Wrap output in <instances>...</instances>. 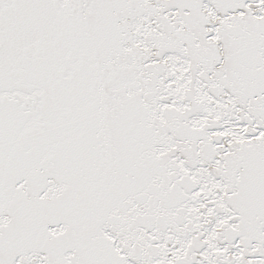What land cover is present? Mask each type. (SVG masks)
I'll use <instances>...</instances> for the list:
<instances>
[{"label": "snow or ice", "instance_id": "1", "mask_svg": "<svg viewBox=\"0 0 264 264\" xmlns=\"http://www.w3.org/2000/svg\"><path fill=\"white\" fill-rule=\"evenodd\" d=\"M0 264H264V0H0Z\"/></svg>", "mask_w": 264, "mask_h": 264}]
</instances>
